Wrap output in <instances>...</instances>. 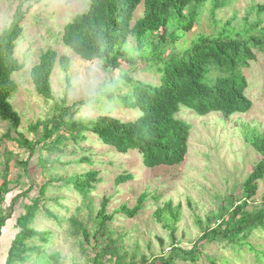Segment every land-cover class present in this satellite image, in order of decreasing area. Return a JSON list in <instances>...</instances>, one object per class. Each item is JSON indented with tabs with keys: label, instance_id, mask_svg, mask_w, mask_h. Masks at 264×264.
Listing matches in <instances>:
<instances>
[{
	"label": "rangeland",
	"instance_id": "obj_1",
	"mask_svg": "<svg viewBox=\"0 0 264 264\" xmlns=\"http://www.w3.org/2000/svg\"><path fill=\"white\" fill-rule=\"evenodd\" d=\"M263 2L207 0L188 6L182 17L173 16L169 23L177 40L163 44V57L184 54L201 37L249 39L262 35L264 13H259L256 6ZM214 3L223 4L214 10ZM89 4L90 0H0V33L9 26L17 8L25 11L23 33L14 49L24 67L12 74L18 87L9 98L21 123L15 129L0 118V187L5 181L8 189L3 193L4 200H0V216L7 215L0 234V264H6L11 240L18 231L17 218L32 202H38L39 210L31 226L45 232L46 239L27 240L31 250L15 264H53V253L59 254V264H97L95 258L107 242L98 233L96 218L103 198L109 199L107 213L113 214L109 233L126 262L157 264L175 253L176 264H264V227H255L241 240L210 232V239L200 241L206 231L226 225L243 196L244 180L260 159L245 137L252 130L264 132V51L254 49L256 59L243 69L248 83L245 93L252 101L250 110L230 116L218 111L199 115L180 106L177 117L191 126L185 158L179 165L150 168L143 164L137 149L120 153L92 132H71L66 126L69 119L84 121L101 114L122 121L136 119L141 114L139 109L128 108L118 94L99 96V87L121 73L143 81L158 79L151 68L156 66L155 60H147L153 57L150 46L142 54L131 36L126 56L134 64L123 58L120 67L112 71L103 68L100 60L86 61L64 45V25L86 11ZM191 10L197 13L196 23L191 30L183 31ZM143 11L141 1L131 25L142 17ZM153 40L157 42V35ZM49 48L58 56L67 55L70 69L64 72L56 62L50 76L53 97L46 99L36 92L30 70ZM215 79L210 78V73L206 76L209 84ZM126 91L123 87L119 94ZM78 101L84 104L62 114ZM46 124L49 130L52 128L48 138L43 136ZM22 138L34 143V152L19 144ZM88 170H97L99 175L94 189L84 196L76 191L72 181ZM126 173L133 178L116 185L115 178ZM45 182L48 185L41 196L39 191ZM142 193H147L148 198L135 217L118 211L121 205L132 208ZM155 195L160 197L158 201ZM168 200L181 205V219L173 234L154 217L156 209ZM261 209L264 178L243 211L255 213ZM74 220L87 229L88 239L76 231ZM102 264L115 262L105 258Z\"/></svg>",
	"mask_w": 264,
	"mask_h": 264
},
{
	"label": "trees",
	"instance_id": "obj_2",
	"mask_svg": "<svg viewBox=\"0 0 264 264\" xmlns=\"http://www.w3.org/2000/svg\"><path fill=\"white\" fill-rule=\"evenodd\" d=\"M141 1L144 4L143 15L131 25L134 11ZM206 1L90 0L86 11L76 14L64 25L62 34L64 45L86 61L100 60L103 68L112 71L120 67L123 58L130 59L126 56L129 55L126 45L131 36L136 40V48L142 54L145 47L150 46L149 53L153 57H148L147 60H155L156 66L150 67L155 70L158 79L152 82L143 81L127 73H121L116 78H110L108 83H103L101 86L105 88L99 87V96L111 97L118 94L128 108L139 109L141 114L136 119L122 121L109 114H101L84 121L69 119L66 122L67 128L77 133L92 132L103 144L113 147L120 153L137 149L142 154L143 164L153 168L160 165H179L185 158L191 126L177 117L180 106H187L199 115L218 111L230 116L233 113L249 111L252 101L245 93L248 83L243 69L249 66L251 60L256 59L254 49L264 51V33L249 39L201 37L184 54H169L163 57V44L175 43L177 40L175 34L169 30L173 16L180 18L188 6L204 4ZM222 4L214 3V10ZM256 9L259 13H264V2L257 5ZM24 15L25 11L17 8L9 26L0 33V118L8 121L15 129L20 126L21 116L9 98L18 87L12 74L24 67L14 55L16 41L23 33ZM188 15L187 21L183 24V31L191 30L196 23V11L191 10ZM260 23L261 21L257 24ZM262 31L264 32V27ZM154 35H157L156 43L153 40ZM56 62L64 72L69 71L70 58L65 54L58 56L51 48L41 53L39 61L30 70V78L36 92L46 99L53 97L50 76ZM130 64L133 65L134 61L132 60ZM208 73L210 78H216L210 84L206 82ZM123 87L127 91L119 94ZM80 104H84V101L74 103L62 114H68ZM51 134L52 128L49 130L46 124L43 136L48 138ZM245 138L260 155V159L244 180L243 196L225 222L226 225L219 224L214 229L206 231L200 237V241L210 239V232L214 235L221 234L227 239L241 240L255 227H264V209L255 213L243 211L256 195L259 181L264 178V132L252 130ZM19 144L31 152L35 150L34 143L24 138ZM42 166H45V163ZM98 175L97 170L80 173L72 181L73 186L76 191L86 196L94 189ZM132 178L133 175L130 173L120 174L115 178V184L125 183ZM46 185L48 182L43 183L40 188L41 196L45 193ZM6 186L7 183L4 181L0 187L1 201L4 200L3 193L8 191ZM153 197L156 201L160 198L156 195ZM147 198L148 194L142 193L132 208L121 205L118 211L133 218L143 209ZM108 202V198H103L96 214L98 233L107 242L95 261L102 264L106 258L114 260L115 264H134L126 262L117 241L111 238L109 223L113 219V214L107 213ZM38 210V202H32L26 205V212L17 218L18 231L11 240L6 264H15L17 260L25 259L23 255L31 250L27 240L34 237L46 239L45 232L31 226ZM154 217L173 234L181 219V205L168 200L156 209ZM6 219L5 213L0 216V234ZM72 224L76 231H80L84 238L88 239V231L79 221L74 220ZM175 255L170 253L157 264H176ZM51 257L54 260L53 264H59L58 253H53Z\"/></svg>",
	"mask_w": 264,
	"mask_h": 264
}]
</instances>
